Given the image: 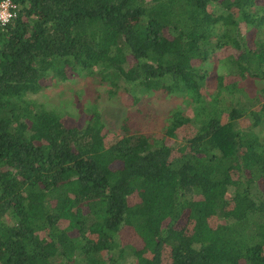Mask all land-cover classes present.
Here are the masks:
<instances>
[{
  "label": "trees",
  "instance_id": "1",
  "mask_svg": "<svg viewBox=\"0 0 264 264\" xmlns=\"http://www.w3.org/2000/svg\"><path fill=\"white\" fill-rule=\"evenodd\" d=\"M11 1L0 264H264V96L246 90L264 92V0ZM217 53L226 71L210 76ZM71 75L132 106L182 97L192 112L163 126L181 139L140 132L126 109L109 140L96 103L67 124L36 97Z\"/></svg>",
  "mask_w": 264,
  "mask_h": 264
},
{
  "label": "rangeland",
  "instance_id": "2",
  "mask_svg": "<svg viewBox=\"0 0 264 264\" xmlns=\"http://www.w3.org/2000/svg\"><path fill=\"white\" fill-rule=\"evenodd\" d=\"M228 53L235 52L233 48H229ZM220 55L217 53L204 63V68L209 70L210 76L218 73H225L226 69L219 62ZM242 81L241 79H237ZM247 85V93L249 97L257 96L260 99L264 96L258 81L250 80ZM49 86L37 95V100L46 107L55 108L66 116L67 124L80 125L82 121V113L92 103H96L98 110L102 114L104 129L103 133L107 135V139L111 140L121 133L120 118L124 116L125 110H131L128 115L129 120L132 119L135 126L140 132L150 134L156 139L163 140L165 144L174 145L175 141H179L182 132L176 139L166 137L164 135L163 126L165 124L168 111L174 107L184 108V112L190 114V107L180 96H145L142 100L132 106L124 101L123 97H110L106 86H94L88 79L78 75H71L68 79L60 82L51 81ZM258 90V91H257ZM131 106V107H130ZM135 117V118H132ZM123 134V133H122ZM121 238H125L126 242L136 243L131 238L130 233L123 230Z\"/></svg>",
  "mask_w": 264,
  "mask_h": 264
},
{
  "label": "clouds",
  "instance_id": "3",
  "mask_svg": "<svg viewBox=\"0 0 264 264\" xmlns=\"http://www.w3.org/2000/svg\"><path fill=\"white\" fill-rule=\"evenodd\" d=\"M8 0H5V4L0 5V8H3L4 11H0V23H7L11 18L10 14L7 12Z\"/></svg>",
  "mask_w": 264,
  "mask_h": 264
},
{
  "label": "built area",
  "instance_id": "4",
  "mask_svg": "<svg viewBox=\"0 0 264 264\" xmlns=\"http://www.w3.org/2000/svg\"><path fill=\"white\" fill-rule=\"evenodd\" d=\"M3 4H5V0H3V1L0 2V5H3ZM0 11H4V9L3 8H0ZM7 12L10 14L11 18L14 17L15 14H16V6H15V4H13V2L11 0H8ZM0 24L1 25H5L6 23H0Z\"/></svg>",
  "mask_w": 264,
  "mask_h": 264
}]
</instances>
